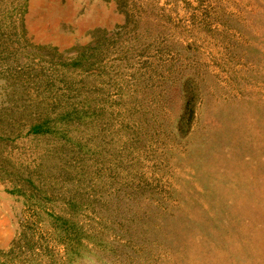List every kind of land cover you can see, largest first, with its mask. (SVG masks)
I'll return each instance as SVG.
<instances>
[{
    "label": "rangeland",
    "instance_id": "obj_1",
    "mask_svg": "<svg viewBox=\"0 0 264 264\" xmlns=\"http://www.w3.org/2000/svg\"><path fill=\"white\" fill-rule=\"evenodd\" d=\"M0 134V264H264V0H0Z\"/></svg>",
    "mask_w": 264,
    "mask_h": 264
},
{
    "label": "trees",
    "instance_id": "obj_2",
    "mask_svg": "<svg viewBox=\"0 0 264 264\" xmlns=\"http://www.w3.org/2000/svg\"><path fill=\"white\" fill-rule=\"evenodd\" d=\"M2 118H3V117H2ZM1 122H2V121H1ZM33 130H34L35 132H45V131H46V130L44 129V127H43V123H39V124L33 125V126H32V131H33ZM47 130H48V129H47ZM34 131H33V132H34ZM0 137L4 138L5 135L0 134ZM8 137L11 138L10 135H8ZM6 138H7V137H6ZM9 138H8V139H9ZM41 171H42V169H41ZM45 172H46V174L48 173L47 171H45ZM36 176H37V175H35V176H34V175H31V178L28 177V178H29V181H33L32 179H35ZM34 181H35V180H34ZM15 187H16V188H15L16 191H18V190L20 191V190H22V188H23V189L25 188L24 185H22L21 183H18V182L16 183ZM72 219H73V218H71V220H72ZM59 220H60V221H63L64 219H63V218H59ZM66 221H67V220H64V222H66ZM131 225L134 226V224H133L132 222H131ZM59 226H61V225H59ZM129 228H130V227H129ZM60 231H61V232L64 231L63 226H62V228H61ZM80 244H82V243H80ZM69 253H72V252L69 251ZM4 264H5V263H4Z\"/></svg>",
    "mask_w": 264,
    "mask_h": 264
}]
</instances>
